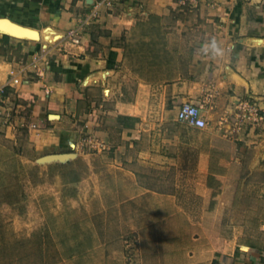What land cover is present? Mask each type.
<instances>
[{"label":"crops","instance_id":"0c3cea01","mask_svg":"<svg viewBox=\"0 0 264 264\" xmlns=\"http://www.w3.org/2000/svg\"><path fill=\"white\" fill-rule=\"evenodd\" d=\"M190 5L208 36L182 72L160 75L132 53L131 36L174 16L179 0H0V20L25 29L0 22V87L12 115L0 119V146L21 136L42 169L79 162L77 186L93 191L104 177L115 194L109 223L121 230L118 249L90 250L100 264H264L256 255L264 246L239 244L238 229L207 228L240 223L242 177L264 184V0ZM177 22L173 30L188 28ZM211 38L226 50L222 59L201 52ZM184 101L200 106L204 128L175 118ZM243 102L259 120L244 115Z\"/></svg>","mask_w":264,"mask_h":264},{"label":"rangeland","instance_id":"374dc122","mask_svg":"<svg viewBox=\"0 0 264 264\" xmlns=\"http://www.w3.org/2000/svg\"><path fill=\"white\" fill-rule=\"evenodd\" d=\"M175 12L174 16L150 22L149 28L142 26L131 36L132 53L153 63L160 75L166 69L176 74L182 72L196 42L208 36V26L202 27L203 32L197 29L202 23L198 6L182 5ZM178 20L188 26L182 33L173 30ZM157 25L165 28L162 30ZM168 31L173 32L171 39H167ZM165 46L167 52L162 53ZM147 72L143 70L144 76ZM21 139L20 136L8 148L0 146V264H91L93 259L102 263V257L89 256L90 250L104 249L109 253L111 248L118 249L116 238L121 230L120 224L109 223L112 219L105 207L115 194L104 191V177L100 175L98 179L100 191H93L87 184L77 186L81 163L57 160L42 169ZM262 179V176L240 179V185L245 188L239 196L243 208L239 210L238 225L207 228L225 236L238 229L239 244L264 246ZM248 182H251L250 191ZM231 196L222 194L226 205Z\"/></svg>","mask_w":264,"mask_h":264},{"label":"built area","instance_id":"2783aa9c","mask_svg":"<svg viewBox=\"0 0 264 264\" xmlns=\"http://www.w3.org/2000/svg\"><path fill=\"white\" fill-rule=\"evenodd\" d=\"M179 1L182 5H185L187 3L196 4L199 0H179ZM67 36L70 38V40L73 43H78L80 41V38L74 29L69 30ZM13 82L17 83L18 79L14 78ZM5 100H6L5 88L0 87V119H2L4 123L8 122L12 116L10 111L4 105ZM242 107L247 112V114H244L245 116L247 115V117H250L253 121H257L260 119V115L255 105L248 102H243ZM175 118L178 121L185 122L188 125L195 128L201 129L206 126V120L201 114L200 106L190 101H184L178 105ZM35 126L36 125L34 123L29 124V127L34 128ZM88 143H91V141L89 142L88 140ZM256 255L258 258H264V250L258 251Z\"/></svg>","mask_w":264,"mask_h":264},{"label":"clouds","instance_id":"9594fccd","mask_svg":"<svg viewBox=\"0 0 264 264\" xmlns=\"http://www.w3.org/2000/svg\"><path fill=\"white\" fill-rule=\"evenodd\" d=\"M201 52L204 55L209 56V52L211 53L212 58L222 59L226 55V50L223 48L221 44H219L215 38H211L208 40L201 48Z\"/></svg>","mask_w":264,"mask_h":264},{"label":"water","instance_id":"95a60500","mask_svg":"<svg viewBox=\"0 0 264 264\" xmlns=\"http://www.w3.org/2000/svg\"><path fill=\"white\" fill-rule=\"evenodd\" d=\"M2 21H5L6 22V24H8V26L10 25H12V26H14V27H17V28H20V29H24V28H22V27H20V26H18V25H14V24H11L10 22H8V21H6V20H0V22H2ZM1 30V29H0ZM25 30V29H24ZM5 32V31H4ZM56 158H60V156L59 155H56Z\"/></svg>","mask_w":264,"mask_h":264},{"label":"trees","instance_id":"16d2710c","mask_svg":"<svg viewBox=\"0 0 264 264\" xmlns=\"http://www.w3.org/2000/svg\"><path fill=\"white\" fill-rule=\"evenodd\" d=\"M76 178H77V180H78V179H79V176L77 175Z\"/></svg>","mask_w":264,"mask_h":264}]
</instances>
